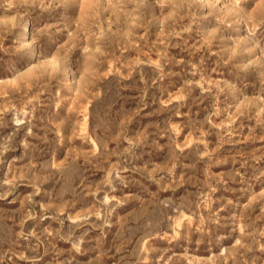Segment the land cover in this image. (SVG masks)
<instances>
[{
  "label": "rangeland",
  "instance_id": "obj_1",
  "mask_svg": "<svg viewBox=\"0 0 264 264\" xmlns=\"http://www.w3.org/2000/svg\"><path fill=\"white\" fill-rule=\"evenodd\" d=\"M0 264H264V0H0Z\"/></svg>",
  "mask_w": 264,
  "mask_h": 264
},
{
  "label": "bare ground",
  "instance_id": "obj_2",
  "mask_svg": "<svg viewBox=\"0 0 264 264\" xmlns=\"http://www.w3.org/2000/svg\"><path fill=\"white\" fill-rule=\"evenodd\" d=\"M27 26L25 25V27H23V30H22V33L21 35H26V32H27Z\"/></svg>",
  "mask_w": 264,
  "mask_h": 264
}]
</instances>
